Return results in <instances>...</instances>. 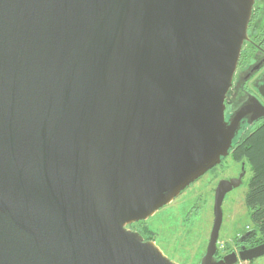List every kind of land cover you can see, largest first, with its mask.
<instances>
[{"label": "water", "instance_id": "1", "mask_svg": "<svg viewBox=\"0 0 264 264\" xmlns=\"http://www.w3.org/2000/svg\"><path fill=\"white\" fill-rule=\"evenodd\" d=\"M254 2L0 0V264H178L126 226L264 119L255 95L226 117ZM241 183L216 188L201 264L264 256L215 259Z\"/></svg>", "mask_w": 264, "mask_h": 264}, {"label": "rangeland", "instance_id": "2", "mask_svg": "<svg viewBox=\"0 0 264 264\" xmlns=\"http://www.w3.org/2000/svg\"><path fill=\"white\" fill-rule=\"evenodd\" d=\"M245 51L247 50L245 49ZM249 63L250 61H248ZM241 71L239 67L238 76L241 75ZM241 80V77L238 82L236 80L237 85ZM246 85L252 90L255 89L253 81H248ZM242 163L234 161L232 157L226 158L221 168L205 175L173 203L145 221L146 227L148 225L154 231L158 244L175 262L199 264L207 249L213 227L212 189L223 174H238L243 166ZM243 167L246 170L245 182L230 191L222 205L223 222L218 240L220 250L225 249L226 246H233L239 235H244L246 230L254 227L250 219V210L245 204V195L248 191L252 170L247 161L244 162ZM254 238L256 242L260 243L259 240L262 236L256 234ZM239 264H264V256L254 259L253 262L241 261Z\"/></svg>", "mask_w": 264, "mask_h": 264}, {"label": "flooded vegetation", "instance_id": "3", "mask_svg": "<svg viewBox=\"0 0 264 264\" xmlns=\"http://www.w3.org/2000/svg\"><path fill=\"white\" fill-rule=\"evenodd\" d=\"M259 37H260V39L258 40ZM257 40H258V43L256 42ZM245 49L247 51H245ZM248 61H250L249 64H248ZM239 67L243 71V73L241 71V75L239 74V76H238ZM237 71H236L235 76H234L233 86H232L231 90L229 91L226 102H225L227 119H229V117L234 113V111L237 110L244 102H246L251 95H255L264 104V98L258 92L259 86L264 81V0H255V2H254L252 17H251V20H250L249 26H248V39L245 41V44L243 46L241 56H240V60H239L238 67H237ZM238 77L239 78L241 77V79H242L241 82H239V85H237V82L239 79ZM236 80H237V82H236ZM248 81H253V85H254L255 89L252 90V89L246 87L247 86L246 84ZM235 82H236V84H235ZM249 128H251V127L249 126L246 129H249ZM228 157H232L231 153L226 158H228ZM225 159H223L220 164H218L215 167H213L212 169H210L203 176H201L199 179H197L195 182H193L187 188H185L171 203H173L178 197H180L183 193H185L197 181L201 180L205 175H208L212 172H215L216 170L221 168V165H223V162L225 161ZM232 159L238 163L243 162L242 163L243 166H244V162L246 163V161H237L233 157H232ZM243 166L241 167L238 174L233 175V174L225 173L222 175L221 178H219L218 182L216 183V186L213 187V189H212L214 202H215L216 188H217L220 181L241 178L242 183L239 186L243 185V183L245 182V175H246V170L244 169ZM227 194H226V196H227ZM226 196H225V198H226ZM171 203H169V204H171ZM168 205H166V206H168ZM166 206L160 208L158 211H161ZM213 214H214V205H213ZM145 221L146 220L133 222L131 224H128L126 227H127V229H130V230H133L135 232L140 233L144 237L145 240L153 241L162 250V252L168 258H170L169 255L166 254V251L164 250V248L158 244V242L156 240V235L154 234V231L152 229H150L148 227V225L146 227ZM252 229H255V227L246 230L244 232V234H246V232H248ZM256 234H257V232L254 234L253 237L246 240L245 242H239V237H240V235H239L238 238L234 241L233 246H226L225 249H223V250H220L218 248L217 252L215 254V259L221 260L225 255L232 253V252L239 254V252L244 248V246L246 248H250V247H253V246L259 244L258 242L255 241V238H254L256 236ZM206 251H207V249H206ZM206 251H205V253H206ZM205 253H204V255H205ZM203 256L201 257L199 264H201ZM171 260H173V259H171ZM241 261L242 260H239L237 264H239V262H241ZM253 261L254 260L242 261V262H253Z\"/></svg>", "mask_w": 264, "mask_h": 264}, {"label": "trees", "instance_id": "4", "mask_svg": "<svg viewBox=\"0 0 264 264\" xmlns=\"http://www.w3.org/2000/svg\"><path fill=\"white\" fill-rule=\"evenodd\" d=\"M243 131L235 140L231 156L237 161H247L252 170L245 195L250 219L259 242H264V119Z\"/></svg>", "mask_w": 264, "mask_h": 264}]
</instances>
